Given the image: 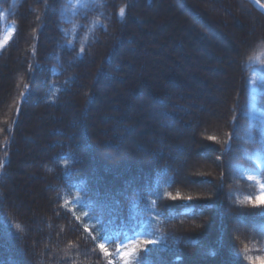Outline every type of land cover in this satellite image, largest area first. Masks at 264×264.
I'll list each match as a JSON object with an SVG mask.
<instances>
[{
  "label": "trees",
  "instance_id": "1",
  "mask_svg": "<svg viewBox=\"0 0 264 264\" xmlns=\"http://www.w3.org/2000/svg\"><path fill=\"white\" fill-rule=\"evenodd\" d=\"M86 4L71 11L69 0H0V39L3 15L13 27L0 48V264H107L99 235L113 253L136 236L170 246H149L144 264H247L245 255H264V208L247 202L257 187L236 168H254L245 153L255 151L264 182V79L251 121L246 66L264 56V0ZM168 11L193 32L176 36L173 50L185 40L201 45L208 74L229 76L219 106L202 95L207 83L192 75L188 54L178 56L190 84L172 54L164 78H147L149 43L168 41L155 26ZM31 118L40 133L28 128ZM177 193L191 199H168Z\"/></svg>",
  "mask_w": 264,
  "mask_h": 264
},
{
  "label": "rangeland",
  "instance_id": "2",
  "mask_svg": "<svg viewBox=\"0 0 264 264\" xmlns=\"http://www.w3.org/2000/svg\"><path fill=\"white\" fill-rule=\"evenodd\" d=\"M70 3L72 4V6L70 7L71 11H73V8L75 7H80L79 5L81 4H86L89 0H69ZM164 20V24L161 26H157L158 24H160L161 20ZM5 15L2 16V24H3V30H2V37L0 39V43L3 42L4 38L6 36H8L9 32L11 31V35L13 32V27L11 24L6 23L5 21ZM170 23V28L167 27L166 23ZM162 23V22H161ZM156 28L158 29V35L161 32L163 35H166V37L168 38V41L166 43V46L163 47V49H160L159 44H156V42H151L149 43L150 46V55H148V57L146 58V75L147 78H150V80L155 81V79H157V77L162 76L163 78L166 76V72L164 73L161 72L160 73V67H163L165 65L169 66V63H167L166 61V57L165 54L169 51H171V54L176 56L177 59H175V62H173L174 64H177V62L180 64V66H183L184 70L182 69V72L180 71V73H183L182 75V80L184 79L185 81L187 80V83L190 84L192 81H195L196 78H201V81H206L207 85L206 88L203 89V93L202 95L205 96H209V100L212 101V103H215L216 106H219L220 102H223L225 99V96L228 92V89H230V78L229 76H227L225 74V72L221 75L218 74H208V72L206 71L207 69V65L204 64V62L200 61L202 60V58L207 57L206 56V50L204 49L203 46H199L197 44H194L193 42L188 43V40H185L184 43V48L182 50H179L178 52L173 50V41L174 38L177 36L179 37L182 36L181 33H185L184 31H187L191 34H193L192 32V28L191 25H189L187 22L183 21L182 19H180L176 14H174L173 12H165V14L161 15L157 18V22H156ZM192 38L194 37L193 35H191ZM152 41V40H151ZM221 45H226L225 41H220ZM160 49V52L159 50ZM208 50V49H207ZM210 51H212L211 49H209ZM208 50V51H209ZM159 52V53H157ZM213 52V53H212ZM211 53L214 54L215 51H212ZM152 53V54H151ZM180 53H184V54H188L189 56H191V64H193L192 66V70L191 67H187L185 60L183 57L178 56ZM155 57H153V56ZM208 55V54H207ZM209 57V56H208ZM172 65V64H171ZM220 69L223 71H228L230 70V68H226L223 66V64L219 65ZM247 68L249 70V90H250V97H249V102L247 105V114L248 117L251 121L257 119L260 116V112L256 107V103H255V99H256V95L258 93V85L259 83L264 79V56L263 55H259L255 58H253L252 60H250L247 63ZM159 68V69H158ZM205 70V71H204ZM191 71L193 72L192 75L195 77V79L192 78V76L188 74V72ZM155 75H158L157 77H155ZM196 81H198V79H196ZM180 82V81H179ZM197 87V85L195 86ZM3 89L4 86H3ZM208 90V92H207ZM104 96V95H103ZM107 96L103 97L100 102L101 105L104 106V103H106L107 101ZM249 105H252L253 109H254V115H255V119H251L250 118V109H249ZM215 112H217V114L219 113V110H213ZM28 128L33 131L34 133L38 134L42 131L41 126L36 123L35 121L31 119H28ZM245 156L247 159H249L252 164L254 165V168H250V167H246L244 165H237V171L239 173V175L241 177H243L244 179L248 180L249 176H252L253 179L250 181L252 183H254L257 187V193L255 196V199L258 195L261 194V187L260 184H264L263 181H261L260 177H259V169L262 167V163L260 160V157L258 155L257 152L255 151H247L245 153ZM26 159H28L27 157H21V162L23 165L26 164ZM259 181L260 183H256V181ZM34 188V186H32ZM36 188V187H35ZM34 188V189H35ZM38 189L36 188L35 193L38 194ZM264 208V207H263ZM124 243V242H122ZM246 257H251V261H249L248 259H246ZM245 260L247 264H264V255H254V254H247L245 255Z\"/></svg>",
  "mask_w": 264,
  "mask_h": 264
},
{
  "label": "snow or ice",
  "instance_id": "3",
  "mask_svg": "<svg viewBox=\"0 0 264 264\" xmlns=\"http://www.w3.org/2000/svg\"><path fill=\"white\" fill-rule=\"evenodd\" d=\"M79 6L87 7V4H81ZM260 6L264 8V4H261ZM120 15L121 18H123L124 15L123 9H121ZM10 36H11V31L9 32L8 36L4 38L3 42L0 43V48H3L8 43V39L10 38ZM82 51L83 49H81V52ZM249 109H250V113H249L250 118L255 119L256 117L253 114L254 109L252 105H249ZM261 131H262V140H264V129H262ZM249 138H251V131H249ZM208 139L215 140V137H208ZM248 179L249 181H251L253 177L249 176ZM256 183L259 184L260 182L257 180ZM260 187H261V194L256 197L255 201H253L251 197L246 198L247 202L249 204H252L253 207H264V184H260ZM168 199L175 201L177 199H191V197H181L180 194L177 193L175 196L169 195ZM116 203L118 204L119 202L117 201ZM152 203L155 204V201H153ZM133 208H135V204H133ZM97 222H99V220ZM84 231L89 232V229L86 227ZM98 238L103 240V242L97 243L96 247L99 249L103 257L107 259V264H114L113 259L109 258L112 256L119 257V259L122 261V264H144L143 257L140 255V253L149 252L151 250L149 246L155 247L162 245V247L164 248L170 247L167 244H162V242L159 240L148 239L142 236H136L134 238H128L126 243L118 244L115 253H113L110 251L109 247L106 246L108 244V241L110 240V237H108L107 235H99L98 237L94 236L93 240H96ZM211 254L214 255V253ZM246 259L251 261L252 258L246 257Z\"/></svg>",
  "mask_w": 264,
  "mask_h": 264
},
{
  "label": "bare ground",
  "instance_id": "4",
  "mask_svg": "<svg viewBox=\"0 0 264 264\" xmlns=\"http://www.w3.org/2000/svg\"><path fill=\"white\" fill-rule=\"evenodd\" d=\"M165 23H166V22H165ZM166 24H167V27L170 28V23L167 22ZM159 52H160V50H159ZM159 52H157V53H159ZM160 53H161V52H160ZM151 54H152V53H151ZM170 54H171V51L168 52V55H167V53H166V54H165V57H168ZM152 56H153V55H152ZM153 57H154V56H153ZM154 58H155V57H154ZM33 197H34V196L31 197V195L29 196V198H33Z\"/></svg>",
  "mask_w": 264,
  "mask_h": 264
}]
</instances>
